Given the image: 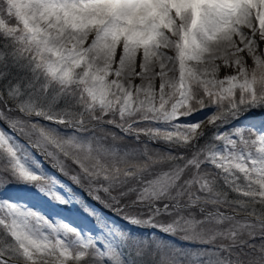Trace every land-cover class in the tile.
<instances>
[{
  "label": "snow or ice",
  "instance_id": "obj_1",
  "mask_svg": "<svg viewBox=\"0 0 264 264\" xmlns=\"http://www.w3.org/2000/svg\"><path fill=\"white\" fill-rule=\"evenodd\" d=\"M0 264H264V0H0Z\"/></svg>",
  "mask_w": 264,
  "mask_h": 264
},
{
  "label": "rangeland",
  "instance_id": "obj_2",
  "mask_svg": "<svg viewBox=\"0 0 264 264\" xmlns=\"http://www.w3.org/2000/svg\"><path fill=\"white\" fill-rule=\"evenodd\" d=\"M249 64H251V61L249 60ZM226 74V70H222L221 73H220V76H223ZM230 74V73H229ZM138 82V81H137ZM200 113V112H199ZM199 113H196L195 114V118H204L205 116L204 113L205 112H202L203 114H200V116H197ZM208 113V112H206ZM190 119H193V117H188L187 120L190 121ZM245 122V118H241L240 121H236L235 123H243ZM45 168L47 169L48 172L52 173L53 175L59 177V179L63 180L65 183L67 184H71V181H69L67 179V177L65 176H62L60 175L59 172H57L55 169L53 168H50L47 164H45ZM73 188H74V191L78 192L86 201L89 205H91L93 208H95L97 210V212L99 214H102L103 216L105 217H109L110 219H114V220H117L119 223H123L122 221H119L117 217H115L112 212H110L107 208H105L102 204H99L95 201H93L90 197L87 196V194L85 192H83L82 190L78 189V188H75V186L73 185ZM61 208H56V209H50V211H60ZM102 210H105L106 212H103ZM102 211V212H101ZM62 212H63V215L65 216H69V215H72L74 217H76L79 222L83 225H85L86 227H89L91 228L93 231H95V220H93L91 217L87 216L81 208H74V209H70L66 206H64L62 208Z\"/></svg>",
  "mask_w": 264,
  "mask_h": 264
},
{
  "label": "trees",
  "instance_id": "obj_3",
  "mask_svg": "<svg viewBox=\"0 0 264 264\" xmlns=\"http://www.w3.org/2000/svg\"><path fill=\"white\" fill-rule=\"evenodd\" d=\"M206 110H209L211 112V109H204L202 112L206 111ZM199 113V112H197ZM201 113V112H200ZM152 147H156L155 145H152Z\"/></svg>",
  "mask_w": 264,
  "mask_h": 264
}]
</instances>
